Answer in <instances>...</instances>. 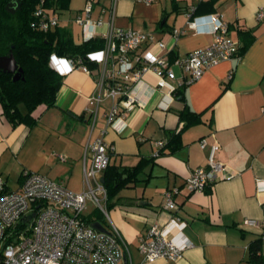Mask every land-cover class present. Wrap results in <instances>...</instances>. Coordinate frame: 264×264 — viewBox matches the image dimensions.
Listing matches in <instances>:
<instances>
[{
    "label": "crops",
    "instance_id": "1",
    "mask_svg": "<svg viewBox=\"0 0 264 264\" xmlns=\"http://www.w3.org/2000/svg\"><path fill=\"white\" fill-rule=\"evenodd\" d=\"M86 1L56 14L77 44L88 39L85 34L95 30L93 37H101L105 30V26L83 29L75 23ZM93 2L91 18L106 20L108 12L102 9L109 0ZM191 7L200 31L187 27ZM260 7L264 0H152L149 4L118 0L114 24L153 33L171 48L169 59L212 42L208 19H200L210 14L222 15L239 48L247 45L239 58L211 66L195 80L174 64V78L160 88L158 75L146 72L134 90L140 105L125 115L122 124H116L117 129L124 125L121 132L106 123L109 98L99 104L92 125L88 97L96 92L94 77L80 68L69 69L67 57L57 56L65 72L58 71L62 84L55 105H39L31 113L34 121L25 124L12 122L0 104V177L5 189L20 190L22 171L29 170L74 192L84 190V172L91 164L89 146L102 135L111 146L109 162L114 169L128 172L138 164L141 167L137 179L119 189L106 206L107 215L98 220L106 230L115 226L128 244L133 263L251 264L247 262L249 245L258 237L264 256V20H256ZM174 28L185 30L176 41L171 38ZM146 49L142 46L139 52ZM184 80L183 95L177 96L175 90ZM186 108L198 118L183 127L179 112ZM202 138L207 141L204 148L199 144ZM160 140L166 147L155 156V143ZM213 144L219 146L214 158L233 176L218 179L204 191H188L186 178L194 169L208 165ZM126 176L123 172L122 177ZM101 178L104 182L103 173ZM172 189L177 190L173 199L178 207L166 210L165 192ZM95 207H88L84 214ZM176 217L179 220L172 224L171 234L181 229L192 246L177 260L143 261L139 239L153 224L166 226ZM245 218H255L258 224L247 226Z\"/></svg>",
    "mask_w": 264,
    "mask_h": 264
},
{
    "label": "built area",
    "instance_id": "2",
    "mask_svg": "<svg viewBox=\"0 0 264 264\" xmlns=\"http://www.w3.org/2000/svg\"><path fill=\"white\" fill-rule=\"evenodd\" d=\"M117 1L109 0V5L102 9V12H108L106 20L101 17L91 18L93 0H87L81 12L74 17L75 23L83 29L105 26L101 33L104 40L102 48L89 51L83 57L67 58L69 69L80 68L94 77L96 92L88 97L92 125L99 104L108 98L112 103L105 113L107 125L116 128L118 122L122 124L125 115L140 105L134 90L148 71H154L158 75L157 86L162 88L169 85L167 79L174 78L171 68L174 64L187 72L190 80H195L207 68L240 57L239 45L229 36L228 24L221 14L200 18L208 19L207 31L213 35L209 45L193 50L183 57L169 59L167 56L171 48L153 33L114 24ZM143 1L146 4L152 2ZM193 11L194 7H191L187 12V27L200 31L197 26L199 18L192 17ZM36 15H41L39 27L43 30L58 23L57 16L47 17L41 9L36 11ZM256 20H264V7L257 9ZM184 32L183 29L174 28L171 33L172 40L176 41ZM94 34L95 30L84 37L89 39ZM145 45L147 49L140 53L139 48ZM86 62L93 63L95 67L90 68ZM51 64L60 73L65 72L59 68L55 54L51 56ZM123 128L124 125L116 129L121 132ZM163 144L162 140L155 143L157 151L154 155H157ZM199 144L202 148L206 147V139L202 138ZM218 147V144L210 147L206 167L194 169L186 178L185 187L188 191H204L218 179L233 176L225 164L214 158ZM89 148L91 164L85 169V188L80 192H74L61 182L29 170L22 171L21 188L17 191L5 189V182L0 177V264H135L131 260L128 244L113 224L103 232L83 219L88 202L107 215V193L100 178L108 166L111 146L100 135ZM60 157L63 159L62 155ZM176 191L172 189L165 192L163 207L166 210L177 209L173 199ZM32 212L35 213L34 217L27 221V216ZM175 219L162 227L153 224L139 239V251L143 261L161 258L177 260L182 257L185 249L192 246L182 235L181 229L176 234H171L172 224L179 220L177 217ZM19 222L28 225L17 232L15 228ZM244 224L256 226L258 220L245 218ZM182 225L183 223L180 228Z\"/></svg>",
    "mask_w": 264,
    "mask_h": 264
},
{
    "label": "trees",
    "instance_id": "3",
    "mask_svg": "<svg viewBox=\"0 0 264 264\" xmlns=\"http://www.w3.org/2000/svg\"><path fill=\"white\" fill-rule=\"evenodd\" d=\"M70 1L19 0L21 7L12 13L5 8L9 0H0V56L12 53L18 67L21 68L19 78L16 80L10 72L0 70V104L3 113L14 123L31 124L34 121L31 113L39 105H55L56 94L62 84V75L51 64L53 54L67 58L83 57L89 51L104 46V40L100 36L75 43L70 31L60 26L59 19L55 26L47 30L39 27L41 15H36L38 9L44 11L47 17L56 16L60 10L69 8ZM244 46L238 48L239 55ZM171 58L175 56L172 54ZM86 63L90 68L95 67L91 62ZM183 88L184 84L175 90V94L182 97ZM179 118L183 127H186L194 123L198 115L186 108L179 112ZM163 145L166 147V144ZM159 149L157 155L161 153ZM140 168L138 164L128 172L123 171L127 175L123 178V172L117 171L110 162L108 163L103 171V186L107 193L106 206L112 204L113 198L126 182L137 179ZM102 216L103 213L96 207L90 213L83 214V219L91 224L102 219ZM27 225V223L19 222L15 230L18 232ZM247 262L264 264V256L261 254V237L250 243Z\"/></svg>",
    "mask_w": 264,
    "mask_h": 264
},
{
    "label": "water",
    "instance_id": "4",
    "mask_svg": "<svg viewBox=\"0 0 264 264\" xmlns=\"http://www.w3.org/2000/svg\"><path fill=\"white\" fill-rule=\"evenodd\" d=\"M21 7V3L19 0H9L6 4L5 8L10 12H15L17 8ZM0 70L7 71L13 74V79L16 80L19 78V74L21 72V68L18 67L17 62L12 53L5 56H0ZM101 182H103V178H100ZM35 213L32 212L27 216V221H30L34 217ZM93 228L99 231H107L105 227L99 221H94L90 224Z\"/></svg>",
    "mask_w": 264,
    "mask_h": 264
},
{
    "label": "rangeland",
    "instance_id": "5",
    "mask_svg": "<svg viewBox=\"0 0 264 264\" xmlns=\"http://www.w3.org/2000/svg\"><path fill=\"white\" fill-rule=\"evenodd\" d=\"M83 3H84V0H71L70 4H69V8L70 9H75V8L81 7V6H83ZM69 8H68V11H70ZM61 13H63V11ZM92 206H95V205L93 203H91V202H88V207L91 208Z\"/></svg>",
    "mask_w": 264,
    "mask_h": 264
}]
</instances>
